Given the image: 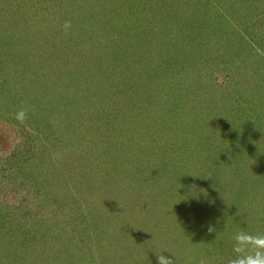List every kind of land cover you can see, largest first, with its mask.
<instances>
[{
	"label": "rangeland",
	"instance_id": "374dc122",
	"mask_svg": "<svg viewBox=\"0 0 264 264\" xmlns=\"http://www.w3.org/2000/svg\"><path fill=\"white\" fill-rule=\"evenodd\" d=\"M261 125L264 0H0V264H228Z\"/></svg>",
	"mask_w": 264,
	"mask_h": 264
},
{
	"label": "clouds",
	"instance_id": "9594fccd",
	"mask_svg": "<svg viewBox=\"0 0 264 264\" xmlns=\"http://www.w3.org/2000/svg\"><path fill=\"white\" fill-rule=\"evenodd\" d=\"M69 25L65 24L67 28ZM26 112L21 109L15 113V119L19 122L26 120ZM227 225L225 224V229ZM209 231H216L209 227ZM219 235V232L216 236ZM232 252L235 254L229 259L228 264H264V233L252 234L243 229H237L231 234ZM159 264H172L163 254L158 255ZM204 264V261H201Z\"/></svg>",
	"mask_w": 264,
	"mask_h": 264
},
{
	"label": "trees",
	"instance_id": "16d2710c",
	"mask_svg": "<svg viewBox=\"0 0 264 264\" xmlns=\"http://www.w3.org/2000/svg\"><path fill=\"white\" fill-rule=\"evenodd\" d=\"M74 114H76V111H71L70 112V115H74ZM259 128H261V130L262 129H264V126L263 125H261V126H259ZM252 138H254V137H252ZM264 139V138H263ZM178 144V143H177ZM263 144H264V142H263ZM53 153H54V151H52ZM49 156H51V155H49ZM23 162H24V160H23ZM148 164H149V162H147L146 161V165L148 166ZM36 169V168H35ZM35 169H33L34 171H36ZM34 171H31V172H29V174H28V176L31 178V180H32V182H34V185H36V184H40L39 186L41 187L42 186V189H43V191L46 193V192H48V193H46V194H48V195H50V196H52L51 194H50V189H51V187H50V181L51 180H48L47 178L49 177V174H45V171L44 170H42V169H40L39 171H36V172H39V174H40V172L41 173H43L44 175H42L41 176V179L39 180H37V179H35V176L36 175H34ZM202 171V168H200L199 169V172H201ZM13 172H10V173H8V174H6V176L4 175L3 177H13V175L15 176V174L13 173ZM204 173H206V172H204ZM175 176V175H174ZM235 176L236 175H234V178H235ZM208 178V176L206 175V178H203L202 177V179L203 180H206ZM45 179H46V181H45ZM181 179H183V178H180L179 177V179H178V184H181V186H182V184L183 183H185V182H182V180ZM184 179H187V177H185L184 176ZM38 183H37V182ZM70 181H71V179H70ZM75 181H77L76 179H75ZM182 182V183H181ZM234 182H236V184L237 185H240L241 186V182L242 181H239V180H235ZM36 183V184H35ZM81 183H86V181H85V179H82L81 180ZM250 184V187L251 186H255V191L256 192H259L260 194H261V196L263 195L264 196V181H263V184H261V182H259V181H251V182H249ZM99 185H101V184H99ZM257 186V187H256ZM101 187H102V185H101ZM237 189H241V188H238V187H236ZM81 189H82V187H81ZM149 190V189H148ZM226 191H228V189H226ZM242 194V193H241ZM48 195H46V197L48 196ZM55 198V197H54ZM66 198L67 197H65V198H62L63 200H66ZM113 198H115V197H111V199H113ZM193 204V203H192ZM243 207H244V209H243ZM241 209H243V210H245V209H247V207L246 206H235V209H234V212H238V211H242ZM238 210V211H237ZM117 214V213H116ZM122 214V212H120V215ZM241 214H242V212H241ZM34 238V237H33ZM38 239V238H37ZM37 239H35V243L37 242V243H39V241L37 240ZM51 251H53L52 250V248H48V252L50 253ZM47 252V253H48Z\"/></svg>",
	"mask_w": 264,
	"mask_h": 264
}]
</instances>
